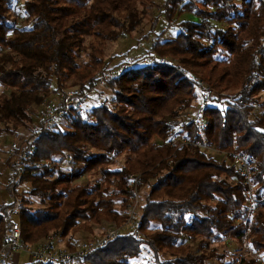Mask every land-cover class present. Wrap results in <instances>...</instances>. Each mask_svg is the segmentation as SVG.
Segmentation results:
<instances>
[{"label":"trees","instance_id":"obj_1","mask_svg":"<svg viewBox=\"0 0 264 264\" xmlns=\"http://www.w3.org/2000/svg\"><path fill=\"white\" fill-rule=\"evenodd\" d=\"M147 7L159 11L146 35L156 36L149 61L104 81L111 105L85 120L70 113L37 138L7 187L21 207L0 205V249L17 216L23 245L51 236L57 246L103 222L121 228L79 264H264V203L248 213L231 156L254 160L263 198L264 0H0V137L11 148L31 134L45 101L70 89L86 95L115 71L107 46L137 31ZM161 19L178 27L175 38L156 35ZM197 80L210 86L204 109L195 107ZM181 136L191 144H174ZM203 139L217 151H204ZM245 241L254 258L244 256ZM66 245L77 244L70 237Z\"/></svg>","mask_w":264,"mask_h":264},{"label":"built area","instance_id":"obj_2","mask_svg":"<svg viewBox=\"0 0 264 264\" xmlns=\"http://www.w3.org/2000/svg\"><path fill=\"white\" fill-rule=\"evenodd\" d=\"M123 69H117L112 73L102 78L103 83L109 77H117L122 74ZM210 94L209 88L203 82H197V97L200 99H206ZM59 103L56 105L52 101H45L41 107L36 110L37 122L33 126L30 136L27 138L19 135L11 144L10 153L15 155V160L11 166L12 175L15 177L14 183L17 182L18 178L26 168V162L29 155L33 152L35 141L38 137L51 132L55 129L57 123L66 115L73 114L75 117L83 115L87 112L86 97L80 90H68L59 99ZM199 134L203 136V130L205 125L201 120L198 122ZM23 140V143L21 142ZM174 144L180 145L191 144L185 137H179L176 139ZM204 151L210 152L212 149L208 143L203 139L202 144H198ZM234 164L238 169V173L243 179V184L247 187L246 197L248 201V213H252L260 208L264 203L263 198H257L255 194L254 175L257 165L254 160L247 155H241L239 153H232ZM72 158H69L70 162ZM67 166V165H66ZM134 185L137 186V180H133ZM136 196L132 199L133 207L130 211V218L127 222L132 223L133 217L135 216V210L137 207ZM193 219L191 216L187 217V223L192 224ZM121 228L114 226L110 230L106 231L102 236L96 238L92 243L82 250L76 252L56 250L51 242L41 244L35 251L29 250L25 245L22 244V231L20 224H14L9 231L8 236L3 241L0 249V264H12V254H16L17 251H24L30 256L31 263L33 264H79L82 257L89 251L105 247L108 242L116 238L120 234ZM245 257L254 258L253 251L250 249L248 242L245 241L241 247Z\"/></svg>","mask_w":264,"mask_h":264},{"label":"rangeland","instance_id":"obj_3","mask_svg":"<svg viewBox=\"0 0 264 264\" xmlns=\"http://www.w3.org/2000/svg\"><path fill=\"white\" fill-rule=\"evenodd\" d=\"M153 1L161 4V3H163L164 0H153ZM147 9H148V16H146L144 23L142 24V26L137 31L133 32V34L126 39L124 38V39L118 41L117 43L108 44V46H107V52H108L107 57L110 59V57H112V56H115V55L117 56L116 58H114L111 61V63H110L111 67H109L108 69L115 68V70H117L120 68V69L124 70L127 67V65H126L127 63H129V62L132 63L138 58H140L142 61L140 63L141 65L149 61V56L152 55L150 52L151 47H152L153 43L156 41V39H155L156 36L150 35L149 37H147L146 35L150 32L152 21H154L155 17L159 14V11H155V10L149 11V9H151L149 7H147ZM185 16L178 19V22L181 20H184ZM169 25L170 24H168L167 21L161 19V21L159 22V25L157 27V30H156V35L159 36L162 34L163 40H170L172 38H175L177 33H178V29H177L178 27L175 25H172V27H171ZM81 60H83V58ZM161 62H164V61L162 60ZM108 71H110V70H108ZM110 73H112V72H110ZM197 81L203 82L208 88L210 87L205 81H200V80H197ZM69 84L71 85V83H69ZM70 90H76V89H70ZM85 97H86L85 109L87 112H84L83 115L78 116L84 120L88 119V115L90 114L91 109H93L94 107L103 105L106 100H108L109 105H111L112 101H113V92L107 87L105 82H103V83H99L92 91L87 92ZM206 99L202 100V99L197 97V102L195 104V107L200 108V106H201V108L204 109L206 106V104H205ZM50 101H52V103H55L57 105L60 100H59V97L54 95L53 97L50 98ZM36 110H35V113H36ZM197 111H198V108H196V109L193 108L192 110H189L186 114H187V116L193 115ZM202 118H204L203 115H202ZM24 135H26V134H24ZM29 136H30V133L27 134V138ZM13 139H15V138H13ZM21 142L23 143L22 139H21ZM9 143H10V141H8L7 138L0 137V171L2 173V176L0 179V205H2V204L10 205V204H13L15 200H17L16 201V203H17L16 208L19 209L21 207V203H20L21 201H19L20 196H18V197L17 196L15 197L14 195L12 196V195H10V193L7 190L8 184H9V182L11 180V176H12V172H11L10 168H11L12 163L14 162V160L16 158V157H14V155L12 153H10L11 149L9 147ZM9 156H12V157H11L10 162H9L10 165L7 166L6 161L9 158ZM119 164H121V162ZM66 165H67V167H69V161L66 163ZM89 176L88 175L84 176L81 180H79L77 182V184H79V185L87 184L88 181L90 180ZM28 188H29L28 185H23V186L19 187L18 188V194H20L23 190H28ZM137 197H138V195H137ZM136 201H137L136 209H138V206L140 204L139 197ZM33 206L36 209V208L40 207L41 205L37 201V202H33ZM13 221H14L13 224H20V222H18L17 216H14ZM83 222L86 223V225H88V226L93 223L91 221H86V220ZM109 226L110 225H107L106 222H103L101 225H95V229L91 235L83 234L81 232H79V233L75 232V233H73V235H70L63 240H60L59 243L57 244V246L54 245V247L56 250H64V251H71V252H76L77 250L79 251V250L85 248L91 242H93L96 238L102 236L106 231L110 230L111 227H109ZM2 235L3 234H1V236ZM70 237H73V242H75L77 244L76 247H74V248H76L75 250L68 248L69 245H66L67 241L70 239ZM53 238L54 237L50 236L48 239H46L42 242H39L37 245L25 244V246L27 248H29V250L35 251L41 244L53 241ZM16 254L20 255L19 264H33L30 262V256L26 252L17 251ZM12 256H13V254H12ZM12 256H10V257H12ZM143 260H144V258H142L141 260L136 259L134 261V263L142 264L145 262Z\"/></svg>","mask_w":264,"mask_h":264},{"label":"crops","instance_id":"obj_4","mask_svg":"<svg viewBox=\"0 0 264 264\" xmlns=\"http://www.w3.org/2000/svg\"><path fill=\"white\" fill-rule=\"evenodd\" d=\"M12 264H19L20 262V255L19 254H13L11 257ZM31 262V260H30Z\"/></svg>","mask_w":264,"mask_h":264}]
</instances>
